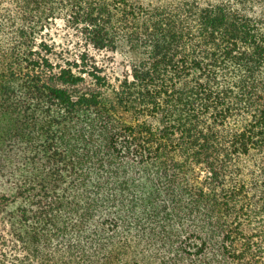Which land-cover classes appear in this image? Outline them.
<instances>
[{
  "label": "trees",
  "instance_id": "trees-1",
  "mask_svg": "<svg viewBox=\"0 0 264 264\" xmlns=\"http://www.w3.org/2000/svg\"><path fill=\"white\" fill-rule=\"evenodd\" d=\"M0 214L1 264H264V0H0Z\"/></svg>",
  "mask_w": 264,
  "mask_h": 264
},
{
  "label": "rangeland",
  "instance_id": "rangeland-1",
  "mask_svg": "<svg viewBox=\"0 0 264 264\" xmlns=\"http://www.w3.org/2000/svg\"><path fill=\"white\" fill-rule=\"evenodd\" d=\"M45 38L55 45L57 52L65 49L71 54L80 51L90 50V53L98 60L99 64L108 68L112 74H121L126 70L132 59L135 58L128 47H120L118 50H97L86 43L83 35L73 28L66 25L62 19L51 24L49 30L45 33ZM3 215L0 214V235L4 232L2 224ZM1 264V261H0Z\"/></svg>",
  "mask_w": 264,
  "mask_h": 264
}]
</instances>
